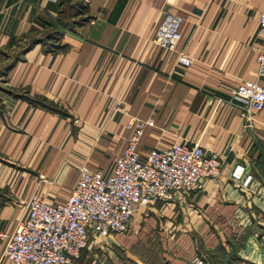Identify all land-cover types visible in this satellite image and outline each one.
Masks as SVG:
<instances>
[{
	"label": "crops",
	"instance_id": "crops-1",
	"mask_svg": "<svg viewBox=\"0 0 264 264\" xmlns=\"http://www.w3.org/2000/svg\"><path fill=\"white\" fill-rule=\"evenodd\" d=\"M169 10L184 20L174 52L154 43ZM262 11L264 0H0V264L33 196L66 202L83 166L112 174L131 117L155 123L142 153L200 142L221 163L201 192L150 209L162 214L158 264H264V111L244 131L231 98L245 81L264 86ZM127 237L98 239L78 264H150Z\"/></svg>",
	"mask_w": 264,
	"mask_h": 264
},
{
	"label": "built area",
	"instance_id": "built-area-1",
	"mask_svg": "<svg viewBox=\"0 0 264 264\" xmlns=\"http://www.w3.org/2000/svg\"><path fill=\"white\" fill-rule=\"evenodd\" d=\"M183 21L181 16L166 11L154 43L167 52L176 51ZM258 23L262 47L257 56V77L264 79V11ZM178 62L190 67L194 60L180 53ZM231 98L242 108L244 131L253 129L264 111V86L258 81H245L232 89ZM153 127V121L131 117L127 122L131 135L112 174L105 177L102 171L83 166L66 202L50 203L33 196L26 206L27 216L18 222L13 233L2 235L6 242L4 258L11 264H78L83 251L98 239L130 233L142 211L199 193L219 175V154H206L200 142L193 146L178 143L142 153L141 139L145 130ZM243 173L244 167L238 166L232 178L238 181ZM252 180L248 176L242 186L249 187ZM194 263L204 261L197 257Z\"/></svg>",
	"mask_w": 264,
	"mask_h": 264
},
{
	"label": "rangeland",
	"instance_id": "rangeland-1",
	"mask_svg": "<svg viewBox=\"0 0 264 264\" xmlns=\"http://www.w3.org/2000/svg\"><path fill=\"white\" fill-rule=\"evenodd\" d=\"M161 213H154L150 210L141 212L137 218L135 228L128 234H121L123 237H127L123 241V249L125 248L126 253L131 252L136 259L151 262L150 264H158L157 256L161 252V246L159 241V232H161V226L155 224L160 218ZM139 221V222H138ZM171 228L169 229V231ZM103 243L106 247L107 244ZM126 246V247H125ZM126 253L120 252L122 258L126 257ZM146 259V260H145Z\"/></svg>",
	"mask_w": 264,
	"mask_h": 264
}]
</instances>
